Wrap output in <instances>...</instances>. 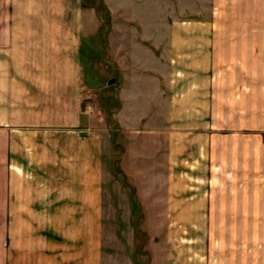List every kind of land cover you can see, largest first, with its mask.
<instances>
[{
	"label": "crops",
	"instance_id": "obj_1",
	"mask_svg": "<svg viewBox=\"0 0 264 264\" xmlns=\"http://www.w3.org/2000/svg\"><path fill=\"white\" fill-rule=\"evenodd\" d=\"M69 1L0 0V264H101L99 144L83 133ZM185 28L158 101L175 116L173 168L186 156L192 177L173 180L188 232L171 264H264V0H212L210 21Z\"/></svg>",
	"mask_w": 264,
	"mask_h": 264
},
{
	"label": "rangeland",
	"instance_id": "obj_2",
	"mask_svg": "<svg viewBox=\"0 0 264 264\" xmlns=\"http://www.w3.org/2000/svg\"><path fill=\"white\" fill-rule=\"evenodd\" d=\"M211 14L212 0L68 2V21L83 26V133L99 144L101 264H171L172 250L186 244L187 222L171 202L173 180L192 182L189 160L174 170L172 103L158 101L177 68L173 52L185 48L176 41L187 39L186 23Z\"/></svg>",
	"mask_w": 264,
	"mask_h": 264
},
{
	"label": "water",
	"instance_id": "obj_3",
	"mask_svg": "<svg viewBox=\"0 0 264 264\" xmlns=\"http://www.w3.org/2000/svg\"><path fill=\"white\" fill-rule=\"evenodd\" d=\"M109 82H112V79Z\"/></svg>",
	"mask_w": 264,
	"mask_h": 264
}]
</instances>
